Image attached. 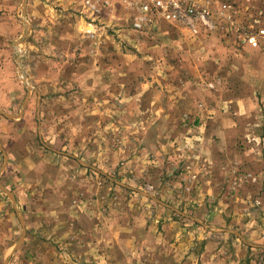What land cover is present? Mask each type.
Listing matches in <instances>:
<instances>
[{
	"label": "rangeland",
	"instance_id": "rangeland-1",
	"mask_svg": "<svg viewBox=\"0 0 264 264\" xmlns=\"http://www.w3.org/2000/svg\"><path fill=\"white\" fill-rule=\"evenodd\" d=\"M31 1L24 74L61 81L101 197L71 231L25 236L22 264H264V38L247 41L264 0H217L230 17L199 34L138 28L122 3Z\"/></svg>",
	"mask_w": 264,
	"mask_h": 264
},
{
	"label": "crops",
	"instance_id": "crops-1",
	"mask_svg": "<svg viewBox=\"0 0 264 264\" xmlns=\"http://www.w3.org/2000/svg\"><path fill=\"white\" fill-rule=\"evenodd\" d=\"M0 3V264H22L29 245L25 236L35 241L44 232L55 237L71 231L90 216L87 207H94L101 192L87 185L86 146L72 138L84 131L81 122L71 128L66 98L51 97L61 81L46 82L38 74L36 87L23 84L20 46L32 40L27 17L32 1ZM19 5L21 31L15 17H7ZM37 66L41 73L43 65ZM69 66L59 70L64 77Z\"/></svg>",
	"mask_w": 264,
	"mask_h": 264
},
{
	"label": "built area",
	"instance_id": "built-area-1",
	"mask_svg": "<svg viewBox=\"0 0 264 264\" xmlns=\"http://www.w3.org/2000/svg\"><path fill=\"white\" fill-rule=\"evenodd\" d=\"M82 3L93 12L122 3L135 17L138 28L161 22L178 23L194 34H199L202 28L210 31L216 29L219 18H229V10L232 8V5L222 2L220 10H216L217 0H83ZM90 32L93 34L92 30ZM262 38L264 29L248 34L247 41L253 47H260Z\"/></svg>",
	"mask_w": 264,
	"mask_h": 264
},
{
	"label": "water",
	"instance_id": "water-1",
	"mask_svg": "<svg viewBox=\"0 0 264 264\" xmlns=\"http://www.w3.org/2000/svg\"><path fill=\"white\" fill-rule=\"evenodd\" d=\"M20 64H21V66H22V75H23V78H24V81H25V83H26V85L28 86V87H30V85H29V82H28V80L26 79V76H25V74H24V70H23V65H22V62L20 61ZM31 89H32V87H30Z\"/></svg>",
	"mask_w": 264,
	"mask_h": 264
}]
</instances>
